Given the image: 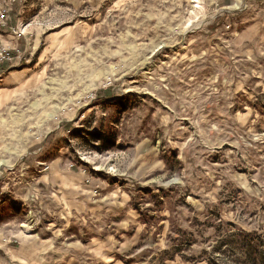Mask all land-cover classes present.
I'll return each instance as SVG.
<instances>
[{"label": "rangeland", "instance_id": "obj_1", "mask_svg": "<svg viewBox=\"0 0 264 264\" xmlns=\"http://www.w3.org/2000/svg\"><path fill=\"white\" fill-rule=\"evenodd\" d=\"M0 50V264H264V0H0Z\"/></svg>", "mask_w": 264, "mask_h": 264}, {"label": "built area", "instance_id": "obj_2", "mask_svg": "<svg viewBox=\"0 0 264 264\" xmlns=\"http://www.w3.org/2000/svg\"><path fill=\"white\" fill-rule=\"evenodd\" d=\"M11 2H16V0H10ZM6 13V12H5ZM9 53L6 50H0V62L5 60H10Z\"/></svg>", "mask_w": 264, "mask_h": 264}, {"label": "trees", "instance_id": "obj_3", "mask_svg": "<svg viewBox=\"0 0 264 264\" xmlns=\"http://www.w3.org/2000/svg\"><path fill=\"white\" fill-rule=\"evenodd\" d=\"M3 67H4V65H3V66H0V70H2ZM101 93H105V92H101ZM101 96H102V94L98 97L97 100H101ZM0 189H1V188H0Z\"/></svg>", "mask_w": 264, "mask_h": 264}]
</instances>
